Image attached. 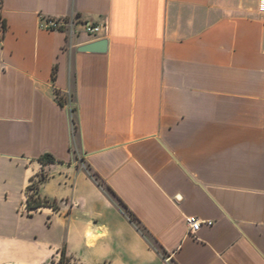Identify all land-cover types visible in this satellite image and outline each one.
I'll list each match as a JSON object with an SVG mask.
<instances>
[{"label": "crops", "instance_id": "0c3cea01", "mask_svg": "<svg viewBox=\"0 0 264 264\" xmlns=\"http://www.w3.org/2000/svg\"><path fill=\"white\" fill-rule=\"evenodd\" d=\"M259 4L0 0V264H264Z\"/></svg>", "mask_w": 264, "mask_h": 264}, {"label": "built area", "instance_id": "2783aa9c", "mask_svg": "<svg viewBox=\"0 0 264 264\" xmlns=\"http://www.w3.org/2000/svg\"><path fill=\"white\" fill-rule=\"evenodd\" d=\"M259 9L261 12H264V0H260ZM81 25V28L78 29L77 25ZM46 28L54 29H64L70 31H83L87 34L94 35L107 30V23H94L92 21H80L79 17L73 16L71 18H48L45 24ZM4 23L0 21V32L4 31ZM31 195V194H30ZM28 195L27 198L30 196ZM187 223L189 226L190 234L193 236L200 230L203 222L198 220L194 216L187 218ZM207 225H212V222H205Z\"/></svg>", "mask_w": 264, "mask_h": 264}, {"label": "trees", "instance_id": "16d2710c", "mask_svg": "<svg viewBox=\"0 0 264 264\" xmlns=\"http://www.w3.org/2000/svg\"><path fill=\"white\" fill-rule=\"evenodd\" d=\"M4 28H5V24H4ZM56 76V68L54 69V77ZM49 160V161H56L55 157H53L52 155L48 154L46 155L44 158H41V160ZM43 178H45V176L42 175ZM30 189H35L37 191V187L35 185H31ZM43 205H47L46 201H42L38 196H37V192H35L34 194H31L28 198H27V208L30 211L32 210H37L39 207L43 206ZM70 261V257L67 255V251L66 248L64 247L62 249V255H61V259L59 261L58 264H67Z\"/></svg>", "mask_w": 264, "mask_h": 264}, {"label": "rangeland", "instance_id": "374dc122", "mask_svg": "<svg viewBox=\"0 0 264 264\" xmlns=\"http://www.w3.org/2000/svg\"><path fill=\"white\" fill-rule=\"evenodd\" d=\"M101 183V182H100ZM160 254H161V256H162V260H163V264H172L171 262H170V260H169V258H168V256H167V253H165V252H161L160 251ZM59 263V262H58ZM57 263V264H58ZM71 263V259H70V261L67 263V264H70Z\"/></svg>", "mask_w": 264, "mask_h": 264}]
</instances>
